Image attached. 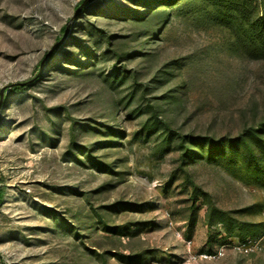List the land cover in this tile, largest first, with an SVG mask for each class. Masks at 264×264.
<instances>
[{"label": "rangeland", "instance_id": "374dc122", "mask_svg": "<svg viewBox=\"0 0 264 264\" xmlns=\"http://www.w3.org/2000/svg\"><path fill=\"white\" fill-rule=\"evenodd\" d=\"M84 1L0 0V264H264V0Z\"/></svg>", "mask_w": 264, "mask_h": 264}, {"label": "built area", "instance_id": "2783aa9c", "mask_svg": "<svg viewBox=\"0 0 264 264\" xmlns=\"http://www.w3.org/2000/svg\"><path fill=\"white\" fill-rule=\"evenodd\" d=\"M250 244H251V240L247 239L243 243L239 241L238 244L234 245V248L240 252L249 253V251H251ZM221 246H223V244H221ZM224 255H225L224 247H219L214 253L202 254V257L209 260H217L222 258Z\"/></svg>", "mask_w": 264, "mask_h": 264}, {"label": "trees", "instance_id": "16d2710c", "mask_svg": "<svg viewBox=\"0 0 264 264\" xmlns=\"http://www.w3.org/2000/svg\"><path fill=\"white\" fill-rule=\"evenodd\" d=\"M228 5L230 6V4H228ZM263 16H264V11H263ZM259 33L264 37V19L260 21ZM0 197H2V192H0ZM220 240H221V238H220ZM219 244H221V242Z\"/></svg>", "mask_w": 264, "mask_h": 264}, {"label": "water", "instance_id": "95a60500", "mask_svg": "<svg viewBox=\"0 0 264 264\" xmlns=\"http://www.w3.org/2000/svg\"><path fill=\"white\" fill-rule=\"evenodd\" d=\"M91 0H85L82 5L79 7L78 12L81 11V9L86 6ZM3 101V95H1V101H0V105L2 104Z\"/></svg>", "mask_w": 264, "mask_h": 264}]
</instances>
